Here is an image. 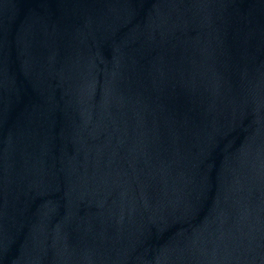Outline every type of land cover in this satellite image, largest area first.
<instances>
[{"label": "water", "instance_id": "95a60500", "mask_svg": "<svg viewBox=\"0 0 264 264\" xmlns=\"http://www.w3.org/2000/svg\"><path fill=\"white\" fill-rule=\"evenodd\" d=\"M0 264H264V0H0Z\"/></svg>", "mask_w": 264, "mask_h": 264}]
</instances>
